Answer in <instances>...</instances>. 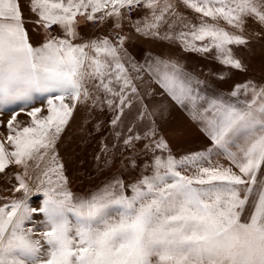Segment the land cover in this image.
<instances>
[{
	"label": "snow or ice",
	"instance_id": "obj_1",
	"mask_svg": "<svg viewBox=\"0 0 264 264\" xmlns=\"http://www.w3.org/2000/svg\"><path fill=\"white\" fill-rule=\"evenodd\" d=\"M180 3L201 14L197 24L185 23L189 31L177 36L185 47L198 52L215 49L222 64L240 69L231 46L247 41L219 22L242 28L245 18L255 17L264 24V0ZM141 5L152 15L136 31L156 35L173 8L171 3L161 7L158 0H27V4L0 0V110L35 101L47 104V115L38 118L42 109L33 107L27 113L31 126L22 129L13 128L17 118L13 112L7 122V141L13 150L7 151L0 142V173L10 164L27 170L28 161L44 158L77 104L90 98L89 84L105 97L111 95L107 104L123 112L129 101L127 90L136 93L137 89L117 47L107 38L74 43L76 18L84 15L94 21L95 14L102 12L101 21L119 19L122 10ZM25 7L45 31L59 26L63 36L45 38L34 46ZM119 40L122 45L124 38ZM197 41L205 43L198 46ZM148 69L172 100L190 106V114L216 146L215 154L222 152L231 166L211 165V149L180 159L169 153L166 158L155 156L152 174H142L134 183L125 184L117 177L87 197H74L66 190L63 166L53 154L52 165L37 187L43 194L39 208L30 206L31 189L19 174L15 191H23L24 196L0 206V264H264V176L258 175L264 171V85L246 82L228 95L207 96L173 61L157 58ZM200 83L195 81L197 86ZM120 120L114 114L111 124ZM134 139L140 137L129 136L124 144ZM155 147L167 145L160 139ZM188 168L194 170L191 175L181 171ZM37 213L43 215L38 224L44 229L38 234L35 225L25 227Z\"/></svg>",
	"mask_w": 264,
	"mask_h": 264
},
{
	"label": "rangeland",
	"instance_id": "obj_2",
	"mask_svg": "<svg viewBox=\"0 0 264 264\" xmlns=\"http://www.w3.org/2000/svg\"><path fill=\"white\" fill-rule=\"evenodd\" d=\"M21 2L27 4V0ZM158 2L161 7L166 2L171 3L173 8L165 14L164 22L155 30L156 35L136 31L138 26L143 28L144 24L151 20V10L143 5L139 13L128 14L122 10L123 14L119 19L116 17L105 19L94 32H91L93 22L100 20L98 17L94 21L85 20L80 24L79 32L83 34L85 31L86 36L90 35L88 41L95 35L93 39L107 38L114 47H117L121 63L124 64L132 86L137 91L133 93L131 88L127 90L129 101L123 112H119L107 104V100L113 99L111 95L105 97L102 91L94 90L92 84L87 85L90 98L77 104L68 124L44 158L28 161L27 170L24 165L10 164L5 172L0 173V206L24 196L23 191H15L18 187L15 176L19 174L24 177L31 189L28 196L30 206L39 208L43 194L37 191V187L39 180L42 179V173L52 165L53 154L57 157L56 162L63 166L62 173L67 180L66 190L74 197H87L117 177L125 184L134 183L142 174H152L155 156L166 158L169 153L180 159L193 153H208L211 149L212 154L209 156L211 165L231 166L222 152L220 155L215 154L216 146L203 130V124L190 114V106L172 100L156 83L148 65H154L157 58L177 63L193 77L194 87L207 96L228 95L236 85L246 82L264 85V24L255 17L245 18L242 28L229 26L222 20L219 22L220 27L232 34L243 36L247 41L244 45L231 46L233 57L242 64L240 69H235L222 64L216 58L215 49L208 52L188 50L183 41L177 38L179 33L189 31L184 24H197L201 14L187 8L180 0ZM24 16L26 21H29L26 28L33 45H39L45 38L51 36H61L59 33L55 34L52 29L45 31L36 23V17L27 7L24 8ZM117 23L119 27L115 26ZM119 37L124 38L122 45ZM203 43L205 42H196L198 46ZM197 80L201 82L198 86L195 84ZM115 87L118 91L119 85ZM239 98L244 97L240 95ZM33 107L42 109L41 113L37 114L38 118L47 115L46 101H35L24 107L11 105L8 109L0 110V142L4 143L7 151L13 150L7 141L8 120L15 112L17 118L13 122V128L31 126L32 118L27 113ZM114 114L121 116L117 125L111 124ZM129 136H139L140 139H134L129 145H125L124 140ZM160 139L165 141L167 145L165 149L155 147V142ZM145 145L148 147L145 148ZM43 151L41 150L42 153ZM203 166L209 164L205 163ZM233 170L236 171L235 168ZM181 171L191 175L194 170L188 168ZM55 179L53 174V180ZM125 194L130 195V189H126ZM41 220L42 214H34V222H26L25 227L35 225V232L38 234L44 231L38 224Z\"/></svg>",
	"mask_w": 264,
	"mask_h": 264
},
{
	"label": "crops",
	"instance_id": "obj_3",
	"mask_svg": "<svg viewBox=\"0 0 264 264\" xmlns=\"http://www.w3.org/2000/svg\"><path fill=\"white\" fill-rule=\"evenodd\" d=\"M89 11H90V9H89ZM96 15V17H100L101 15H103V13L102 12H100V13H96L95 14ZM85 20H87L86 19V16H84V15H79V16H77V18H76V30H77V33H78V37H77V39L76 40H74L73 42L74 43H86V42H89V41H91L93 38H94V36L91 38V39H89V41H88V38L90 37V35H88V36H86L85 35V33H87V32H83V34H81L79 31L81 30V27H80V24L82 23V22H84ZM86 28H88V27H86ZM54 32H55V34L57 33H59V34H61V36H63V32H62V30L60 29V27L59 26H56L55 27V29H54ZM60 36V37H61ZM96 40H101V39H99L98 37H96ZM36 44H38V43H36ZM35 45V44H34ZM35 46H38V45H35ZM258 175H260V176H264V171H262L261 173H259Z\"/></svg>",
	"mask_w": 264,
	"mask_h": 264
},
{
	"label": "built area",
	"instance_id": "obj_4",
	"mask_svg": "<svg viewBox=\"0 0 264 264\" xmlns=\"http://www.w3.org/2000/svg\"><path fill=\"white\" fill-rule=\"evenodd\" d=\"M128 14H136V13H139L141 10H142V5L139 7V8H133L131 11L127 10V9H124ZM105 20L101 21V20H96L93 22V26H92V31L91 32H94L96 29L100 28V26L102 25V23L104 22ZM56 26H52L51 29L54 30Z\"/></svg>",
	"mask_w": 264,
	"mask_h": 264
}]
</instances>
